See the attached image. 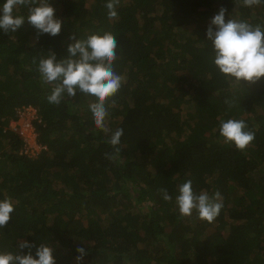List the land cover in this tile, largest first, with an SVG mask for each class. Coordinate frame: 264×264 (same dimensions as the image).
Instances as JSON below:
<instances>
[{
	"label": "trees",
	"instance_id": "obj_1",
	"mask_svg": "<svg viewBox=\"0 0 264 264\" xmlns=\"http://www.w3.org/2000/svg\"><path fill=\"white\" fill-rule=\"evenodd\" d=\"M107 2L49 0L63 21L54 37H37L27 19L15 32L0 30V199L14 206L0 251L27 254L16 246L27 240L33 258L48 243L55 264H76L77 247L86 251L81 264H264V77L241 85L225 78L206 40L221 6L226 21L264 26V4L119 0L113 19ZM14 14L27 18L28 9ZM106 32L116 38L113 69L123 78L105 102L106 126L123 129L117 146L95 127L88 107L95 98L77 90L49 103L53 86L38 71L49 50L57 60L68 55L71 35ZM21 104L37 108L41 148L33 155L9 127ZM227 119L254 132L245 150L220 136ZM187 180L197 194H221L213 222L179 213L175 197Z\"/></svg>",
	"mask_w": 264,
	"mask_h": 264
},
{
	"label": "clouds",
	"instance_id": "obj_2",
	"mask_svg": "<svg viewBox=\"0 0 264 264\" xmlns=\"http://www.w3.org/2000/svg\"><path fill=\"white\" fill-rule=\"evenodd\" d=\"M119 0H108L105 7L108 16L116 18V5ZM264 4V0H243V5L252 7ZM18 7H27L28 15H15ZM223 6L211 18L206 30V40L212 45V62L225 78L237 85L243 82L255 83L264 77V26H253L245 21L234 19L225 20ZM27 19L36 30L37 37L41 34L59 35L63 21L55 16V9L49 0H2L0 2V30L4 33L17 31ZM215 26V30L212 26ZM73 43L68 44V55L59 60L51 50L49 55L41 57L38 71L44 84L52 85L51 93L46 97L49 103L59 104L63 95L75 97L77 90L81 94L95 98L88 107L95 127L105 133L111 132L109 143L117 146L121 143L123 129L114 132L106 126L108 116L106 100L115 96L122 86L123 78L113 69V62L117 58V41L112 33L103 35L92 34L86 39L69 37ZM37 60L34 57L33 63ZM115 101H112L114 105ZM243 120H221L219 133L226 144H232L238 150H245L254 140L255 134L246 130ZM108 156V154H105ZM111 158V157H109ZM165 201L172 197L166 189H160ZM175 204L182 216H191L193 211L200 219L213 222L223 207L222 196L217 191L212 196L207 192L195 193L191 180L178 185ZM14 206L10 198L0 199V228H4L11 219ZM19 249H29L27 254L19 252L0 251V264H55L53 249L48 243H41L35 249L33 258L31 249L33 244L27 240H18ZM79 253L75 257L76 264H81L86 255L85 248L77 247Z\"/></svg>",
	"mask_w": 264,
	"mask_h": 264
},
{
	"label": "built area",
	"instance_id": "obj_3",
	"mask_svg": "<svg viewBox=\"0 0 264 264\" xmlns=\"http://www.w3.org/2000/svg\"><path fill=\"white\" fill-rule=\"evenodd\" d=\"M36 111L37 108L31 104L18 105L15 108V117L9 121V127L22 136L23 146L21 150L29 155L35 154L41 148V144L36 140V133L32 125V118L35 117ZM26 129L32 131V135L27 133Z\"/></svg>",
	"mask_w": 264,
	"mask_h": 264
},
{
	"label": "rangeland",
	"instance_id": "obj_4",
	"mask_svg": "<svg viewBox=\"0 0 264 264\" xmlns=\"http://www.w3.org/2000/svg\"><path fill=\"white\" fill-rule=\"evenodd\" d=\"M18 126H19V124H18ZM27 130V133H30V135H32L31 133H32V131H30L29 129H26Z\"/></svg>",
	"mask_w": 264,
	"mask_h": 264
}]
</instances>
